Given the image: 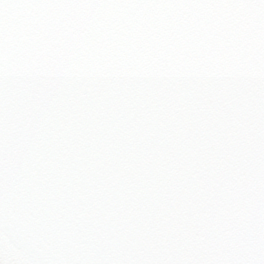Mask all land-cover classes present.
I'll list each match as a JSON object with an SVG mask.
<instances>
[{
    "label": "snow or ice",
    "instance_id": "obj_1",
    "mask_svg": "<svg viewBox=\"0 0 264 264\" xmlns=\"http://www.w3.org/2000/svg\"><path fill=\"white\" fill-rule=\"evenodd\" d=\"M0 264H264V0H0Z\"/></svg>",
    "mask_w": 264,
    "mask_h": 264
}]
</instances>
